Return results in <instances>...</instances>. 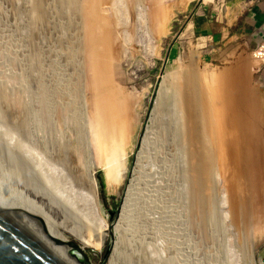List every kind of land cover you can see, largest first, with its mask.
<instances>
[{"label":"rangeland","instance_id":"374dc122","mask_svg":"<svg viewBox=\"0 0 264 264\" xmlns=\"http://www.w3.org/2000/svg\"><path fill=\"white\" fill-rule=\"evenodd\" d=\"M213 1L74 0L78 15L58 0H42L47 12L0 0V195L74 240L80 220L47 202L68 181L79 191L59 139L81 153L73 163L96 183L108 226L129 197L115 264H264V63L237 34L245 24L223 40L196 36ZM111 232L83 249L94 264H110Z\"/></svg>","mask_w":264,"mask_h":264},{"label":"bare ground","instance_id":"6f19581e","mask_svg":"<svg viewBox=\"0 0 264 264\" xmlns=\"http://www.w3.org/2000/svg\"><path fill=\"white\" fill-rule=\"evenodd\" d=\"M59 2H63L62 4H64L65 6L68 5L70 6V10L69 11H72L74 10L76 13L75 14H78L79 13L83 14V11L81 12V4L80 2H75L74 3V0H58ZM73 3V5H72ZM61 4V5H62ZM46 4H43L42 0L40 2V8L42 9V11H46L45 9V6ZM48 5V4H47ZM46 5V6H47ZM60 5V6H61ZM63 5V6H64ZM73 6V7H72ZM53 7V5H52ZM58 8V7H57ZM65 8V7H64ZM63 8V9H64ZM48 9V8H47ZM50 9V8H49ZM66 9V8H65ZM68 9V8H67ZM83 10V8H82ZM47 12V11H46ZM45 12V13H46ZM71 14V13H70ZM47 15V13L45 14ZM65 15V14H64ZM67 15V14H66ZM65 15V16H66ZM74 15V14H73ZM77 15V16H78ZM48 16V15H47ZM46 16V17H47ZM74 17V16H73ZM57 18V17H56ZM72 18V16H71ZM77 18V17H76ZM79 18V16H78ZM63 19V18H62ZM80 19V18H79ZM56 20V19H55ZM81 20V19H80ZM63 21H66V20H63ZM62 22V21H61ZM79 21H77L78 23ZM67 23V22H66ZM71 23V22H69ZM80 23V22H79ZM82 23V22H81ZM71 25V24H70ZM76 25V24H75ZM191 106V105H190ZM192 108V106L190 107ZM192 112V111H191ZM194 113V112H192ZM191 113V114H192ZM83 122V121H82ZM81 124V123H80ZM82 126L83 123H82ZM56 129V127H54ZM58 128V127H57ZM85 128V126H84ZM54 129V130H55ZM85 132H86V129H84ZM56 132V134L58 133L57 130L54 131ZM79 132V131H78ZM118 132V131H117ZM86 134V133H85ZM56 136V135H55ZM58 137V136H57ZM85 137V136H84ZM55 138V137H54ZM124 138V137H123ZM122 138V139H123ZM59 140V139H58ZM58 140L55 139V145H56V149L58 150L59 148V153L61 154V150L64 152V158H65V161L67 162V166L68 168L71 170L72 172V178H74V180L76 182H78V186H76L79 191L76 193H73V189L71 187V182H66L64 185L68 187V189H64V193H60V195H57L58 197H50L51 199H48L47 202L49 203H52L54 202V204H56L55 206L58 208H60L62 214L66 217L65 219H68V215L72 218V219H79L80 220V227L81 229H83L84 231V235L83 233H81V229L80 231H71L70 234L71 236L73 237L74 240H76L78 242L79 245H81L84 249H92V250H100L104 241H105V235L108 231L109 235L112 233V229H113V236L115 237V240L113 239V249H112V255L109 257V263L110 264H115V261L116 259L118 258V256L120 255V251L121 249L126 245V242L127 241H130L128 240V237L127 235L125 236V234L127 233L125 231V226H126V223H129L127 222L128 218H129V214H130V200H129V197L127 196L126 199H125V203L122 207V211L120 213V217L117 221L116 224H114V226H108V223L106 222L104 216H103V213H102V209L99 205V202H98V199H97V185L96 183L90 178L89 174L87 173L86 175H84L85 171H84V168L80 167V166H77L76 163H73V161L77 160L79 158L78 154H75L73 155V152L72 149L69 147V144H64L59 142ZM118 140V139H117ZM120 141V140H119ZM146 142V138H143V144H142V147L140 148L141 151L140 153L143 152V149H144V144ZM68 143V142H67ZM86 143V142H85ZM122 143V142H121ZM119 144V143H118ZM124 144V143H123ZM84 147V146H83ZM87 149V148H86ZM123 150V148H121ZM121 150V151H122ZM114 151V150H113ZM116 150L114 151V156H111L109 155L110 157V160L111 162H109V165L106 167V176H105V181H106V184H107V190L108 192H113L115 191V185L117 184L118 180L116 179V173H118V162L117 160H115V155L116 154ZM118 153V152H117ZM206 153V152H205ZM81 154V153H80ZM203 155H204V152H203ZM202 155V156H203ZM206 156V155H205ZM204 157V156H203ZM211 159V158H210ZM106 160V159H105ZM207 158L205 159V163H207ZM211 163V162H210ZM209 163V164H210ZM207 166V165H206ZM123 170V169H122ZM120 172V171H119ZM119 174V173H118ZM117 174V175H118ZM120 175V174H119ZM119 177V176H118ZM205 179V178H204ZM202 180H203V177L200 176L199 178H197V188H196V193H198V187H202L203 184H202ZM132 183H134V180L132 181ZM75 184V182H74ZM50 185V184H49ZM89 191L87 195L83 196L82 192L80 191ZM48 192V191H47ZM46 192V193H47ZM41 193V192H40ZM40 193H35L36 197H41L42 200H44L45 198L44 197H47L46 194L41 193V196H39ZM57 193V192H56ZM65 194V196L63 195ZM91 194V195H89ZM43 196V197H42ZM53 196V195H52ZM81 197H85L86 199H88L89 203L87 204H84L85 201H82V203L84 204V206H79V205H82L79 201V199ZM83 198V199H85ZM203 195L202 194H199L198 197H197V201L198 202H202L204 203L203 201ZM0 199L7 205L9 206L11 209H13L15 212H17L18 214H20L21 216H23L25 219H27L28 221L34 223V224H37L39 226H42L40 225V223H37L35 220V222L33 221L32 218H28L26 216H24L22 213H20L16 207L13 205V203H11L10 201L6 200L3 196L0 195ZM82 199V198H81ZM86 201V202H88ZM80 203V204H79ZM17 206V205H16ZM20 206V205H19ZM52 208V207H51ZM22 210V209H21ZM68 214V215H67ZM31 216V215H30ZM36 216V215H35ZM33 217V216H31ZM44 220V219H43ZM46 220V219H45ZM46 222V221H45ZM51 224V223H50ZM54 225V224H53ZM52 225V226H53ZM43 227V226H42ZM54 229H52V231L54 232H57L59 234L62 235V231L59 232V226H56L54 225L53 226ZM46 228V227H44ZM64 228H67V227H64ZM77 228V227H76ZM49 229V228H48ZM51 230V228L49 229ZM74 230V229H73ZM126 232V233H125ZM129 232V231H128ZM111 237V236H110ZM104 247V245H103ZM174 257V256H173ZM174 259V258H173ZM168 263V262H167ZM170 263V262H169Z\"/></svg>","mask_w":264,"mask_h":264},{"label":"water","instance_id":"95a60500","mask_svg":"<svg viewBox=\"0 0 264 264\" xmlns=\"http://www.w3.org/2000/svg\"><path fill=\"white\" fill-rule=\"evenodd\" d=\"M114 216L109 212L110 226ZM83 249L75 240L28 221L0 199V264H94Z\"/></svg>","mask_w":264,"mask_h":264},{"label":"crops","instance_id":"0c3cea01","mask_svg":"<svg viewBox=\"0 0 264 264\" xmlns=\"http://www.w3.org/2000/svg\"><path fill=\"white\" fill-rule=\"evenodd\" d=\"M241 24L247 29L237 34L247 35L252 48H256L264 40V0H214L203 8L194 33L200 39L223 40Z\"/></svg>","mask_w":264,"mask_h":264},{"label":"built area","instance_id":"2783aa9c","mask_svg":"<svg viewBox=\"0 0 264 264\" xmlns=\"http://www.w3.org/2000/svg\"><path fill=\"white\" fill-rule=\"evenodd\" d=\"M252 56L256 61L264 63V40L257 45Z\"/></svg>","mask_w":264,"mask_h":264},{"label":"trees","instance_id":"16d2710c","mask_svg":"<svg viewBox=\"0 0 264 264\" xmlns=\"http://www.w3.org/2000/svg\"><path fill=\"white\" fill-rule=\"evenodd\" d=\"M99 183H100V185H101V186H103V185H102V181H101V180H99Z\"/></svg>","mask_w":264,"mask_h":264}]
</instances>
